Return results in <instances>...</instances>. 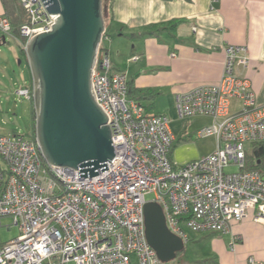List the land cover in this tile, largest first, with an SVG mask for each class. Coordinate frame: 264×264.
Instances as JSON below:
<instances>
[{"label":"built area","instance_id":"2783aa9c","mask_svg":"<svg viewBox=\"0 0 264 264\" xmlns=\"http://www.w3.org/2000/svg\"><path fill=\"white\" fill-rule=\"evenodd\" d=\"M20 2L28 13L19 34L25 46L49 30L55 16L42 0ZM0 31L12 33L3 14ZM223 50L221 81L176 97L180 119L205 115L214 120L197 134L215 136L216 150L187 164L171 161L177 140L171 119L128 98L127 74L112 67L103 48L93 85L113 132L109 169L80 177V169L44 165L37 140L0 135L6 162L5 172L0 169V219L12 217L20 230L0 245V264H166L147 240L148 201L163 207L168 227L184 241L188 231L226 233L249 214L264 224V105L256 104L251 81L236 72L250 62L248 47ZM17 94L34 98L33 87H21ZM233 98L242 100V108L230 113ZM258 148L263 149L260 159L254 156ZM249 262L260 264L253 257Z\"/></svg>","mask_w":264,"mask_h":264},{"label":"crops","instance_id":"0c3cea01","mask_svg":"<svg viewBox=\"0 0 264 264\" xmlns=\"http://www.w3.org/2000/svg\"><path fill=\"white\" fill-rule=\"evenodd\" d=\"M109 5L108 27L121 35L129 32L130 42L142 50L140 69L128 77L137 88L149 90L140 99L149 113L166 114L156 111L161 97L167 99L164 109L170 110L178 94L218 84L226 45L248 47L250 62L237 66L236 72L251 81L256 104L264 105V0H110ZM4 12L0 0V15ZM112 67L116 69L113 62ZM32 85L31 77L24 87ZM233 99L238 102L234 110ZM233 99L230 113L242 108V100ZM172 130L177 136L172 163L179 166L200 158L183 156L186 145H177L179 134ZM194 234L188 232L189 240ZM214 252L215 264H250L251 257L264 264V224L255 222L252 214L232 223L214 240Z\"/></svg>","mask_w":264,"mask_h":264},{"label":"water","instance_id":"95a60500","mask_svg":"<svg viewBox=\"0 0 264 264\" xmlns=\"http://www.w3.org/2000/svg\"><path fill=\"white\" fill-rule=\"evenodd\" d=\"M51 28L24 46L33 82L36 140L46 163L80 169L93 177L114 158L110 118L100 105L93 77L107 30L105 0H42ZM3 40V42H2ZM6 42L2 36L0 44ZM146 235L164 263L177 258L185 241L168 227L163 207L145 204Z\"/></svg>","mask_w":264,"mask_h":264},{"label":"rangeland","instance_id":"374dc122","mask_svg":"<svg viewBox=\"0 0 264 264\" xmlns=\"http://www.w3.org/2000/svg\"><path fill=\"white\" fill-rule=\"evenodd\" d=\"M2 6L5 9L3 0ZM110 0H105L109 5ZM109 14L106 21L108 23ZM111 39H103L101 47L108 49L111 62L117 70L131 76L133 72L140 69L142 50L131 43L130 33L121 35V31L116 28H109ZM6 37V42L0 44V135H13L19 133L27 137L34 134L32 122V103L17 94V90L31 82V71L28 64L26 53L17 32L3 34L0 31V39ZM113 45V46H112ZM138 54L141 59L137 62L132 61L134 55ZM167 99L161 97L158 100V112H164L172 120V127L179 134V143L186 145L183 156L200 157L211 154L217 147L215 136L200 137L197 134L199 129L210 127L213 118L199 115L191 118L180 119L175 105L170 110H165L164 106ZM149 104V103H148ZM238 105L237 100L233 99L231 109L234 110ZM35 109V108H34ZM155 112V109H153ZM36 115V114H35ZM177 148V147H175ZM171 158V154H170ZM6 167V162L0 156V168ZM232 168L231 170H235ZM153 195H147L148 200H152ZM0 224V243L8 242L20 234L19 227L14 224V219L10 216L2 217ZM189 232V231H188ZM219 232H203L194 234L189 241H185V250L176 259L166 264H215L217 256H214V240ZM135 261V257L133 258Z\"/></svg>","mask_w":264,"mask_h":264},{"label":"trees","instance_id":"16d2710c","mask_svg":"<svg viewBox=\"0 0 264 264\" xmlns=\"http://www.w3.org/2000/svg\"><path fill=\"white\" fill-rule=\"evenodd\" d=\"M3 3L5 5V9H4L5 12L3 13V15L7 16L9 18V20L11 21L12 33H13V31H15L19 35L20 34V27L23 24L27 23V21H28V13L23 8L20 0H3ZM109 6L110 5H105V10H104L105 18L107 17V14H109ZM106 23H107V21H106ZM108 29H109V27L107 25V30H106V33L104 35L105 39H108V37H109ZM2 42H3V40H2ZM103 49L106 52H108V49H106V48H103ZM23 51L25 52L24 45H23ZM115 70H117V69H115ZM127 79H128V98L137 101L147 111V109L143 105V103L140 102V99H141L142 96H144L145 93H147L146 91H149V90H144V89L137 88L135 86V84H134L135 83L134 79H129L128 75H127ZM30 102L32 103V122H33V125H34V134L31 137H27L25 135H23V136H25V137H27V138H29L31 140L36 141V129H35L36 115H35V109H34V100H30ZM16 134H19V133H16ZM174 145H173V148H174ZM262 154H263V149L262 148H258V149L255 150L254 156L258 157L260 159ZM43 163H44V165H46V162H45L44 159H43ZM256 167H259V165H257ZM0 169H1V171L5 172V168H0ZM194 233H196V232H194ZM201 233H203V232H201ZM188 241H189V239H188ZM179 254H178V256H179Z\"/></svg>","mask_w":264,"mask_h":264},{"label":"bare ground","instance_id":"6f19581e","mask_svg":"<svg viewBox=\"0 0 264 264\" xmlns=\"http://www.w3.org/2000/svg\"><path fill=\"white\" fill-rule=\"evenodd\" d=\"M138 58H139L138 56L133 57L134 60H137Z\"/></svg>","mask_w":264,"mask_h":264}]
</instances>
